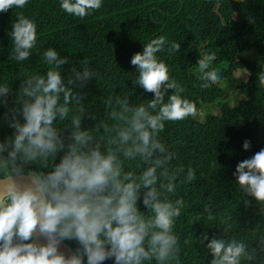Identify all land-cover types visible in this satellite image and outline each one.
Here are the masks:
<instances>
[{
	"label": "clouds",
	"instance_id": "9594fccd",
	"mask_svg": "<svg viewBox=\"0 0 264 264\" xmlns=\"http://www.w3.org/2000/svg\"><path fill=\"white\" fill-rule=\"evenodd\" d=\"M28 3L0 0V13ZM102 6L103 0H60L63 12L80 19ZM249 23L255 20L249 17ZM37 30L34 20L18 14L8 33V59L29 60L37 49ZM166 49L173 55L181 44L159 36L131 58L137 71L133 88L154 93V98L133 104L128 93L109 95L102 101L106 118L98 123L96 114L86 109L82 91L99 76L88 57L65 78L62 66L70 64L69 58L48 48L42 53L46 73L25 74L15 93L9 84H0V105L8 108L3 121L13 129L0 141V264H85V258L87 264L113 258L114 264H182L175 229L186 205L183 198L172 197L178 180L191 184L197 177L191 166L184 175L183 165L172 164L177 154L160 133L166 122L195 118L197 109L158 57ZM215 59L212 53L198 61L202 89L222 81L215 69L208 70ZM258 83L264 86V71ZM170 89L174 94H168ZM86 116L96 121L87 130ZM250 147L246 140L244 150ZM234 176L239 190L257 201L264 216V148L239 162ZM141 197L146 213L138 206ZM243 203L251 206L248 199ZM204 212L208 221L217 219L210 204ZM221 225L222 236L206 245L210 264H264V236L253 247L229 235L232 223L222 219ZM208 240L207 232L198 241L191 232L184 245L203 246ZM64 241L78 245L70 255L60 251Z\"/></svg>",
	"mask_w": 264,
	"mask_h": 264
},
{
	"label": "trees",
	"instance_id": "16d2710c",
	"mask_svg": "<svg viewBox=\"0 0 264 264\" xmlns=\"http://www.w3.org/2000/svg\"><path fill=\"white\" fill-rule=\"evenodd\" d=\"M20 13L36 22L38 45L29 60L18 63L8 59L12 51L8 33ZM249 17L255 20L254 24L249 23ZM159 36L181 44L179 53L169 55L166 49L157 55L168 65L170 75L184 86L183 97L197 109L195 118L166 122L160 133L162 142L177 154L172 164L183 165L184 175L191 166L197 177L191 184H180L178 180L177 192L172 197L183 198L186 205L175 229L180 237L181 261L210 264L212 256L206 245L214 236H222L223 229L218 228L222 219L233 224L230 236L245 239L253 247L264 236L260 206L239 190L234 176L239 162L264 148V86L258 83L264 59L249 61L242 56L247 50L264 56V0H103L101 9L84 19L63 12L60 0H29L23 9L0 13V84H9L15 93L25 74L46 73L48 66L42 53L48 48H55L61 56L69 58L70 64L62 66L65 78L72 66L80 70L79 61L88 57L90 68L99 76L82 91L86 93L85 107L96 114L98 123L106 118L102 101L109 95L128 93L133 104L154 98V93L133 88L137 71L131 58L143 51L144 44ZM212 53L216 59L209 61L208 70L215 69L222 80L230 78L238 67L248 72L247 79L237 84L243 97L234 105L219 100L223 95L221 82L209 89L200 87L198 61ZM168 94H174V90L170 89ZM214 102L219 114L204 108ZM7 111V107L0 105V141L13 132L3 121ZM95 123L86 116L83 128H93ZM246 140L251 142L248 151L243 148ZM56 162L59 163V157ZM29 167L35 170L37 166ZM244 199L251 206H246ZM209 204L217 217L214 221H208L204 212ZM138 206L147 212L142 197ZM191 232L197 241L207 232L209 240L203 246L199 243L185 246L184 239ZM65 242L73 250L78 246L74 241ZM104 264H114V258Z\"/></svg>",
	"mask_w": 264,
	"mask_h": 264
},
{
	"label": "rangeland",
	"instance_id": "374dc122",
	"mask_svg": "<svg viewBox=\"0 0 264 264\" xmlns=\"http://www.w3.org/2000/svg\"><path fill=\"white\" fill-rule=\"evenodd\" d=\"M242 56L243 57L247 56L249 61L256 60L258 62L259 60L264 59V56L260 57L255 50L244 51L242 53ZM247 76H248V72L246 71V69L244 67H238L236 70L233 71V74L231 75L230 78H224L221 81V86L223 87V95L221 98H219V100L225 99L228 100V102L231 103V105H234V103H236L237 100L243 97V94L239 89V87L237 86V84L241 80H246ZM211 105L212 103H210V105L205 106L204 108L208 109L212 114H219L220 111L217 106V103L214 102L213 105L212 106ZM202 114H203L202 109H200L199 115L201 118H202Z\"/></svg>",
	"mask_w": 264,
	"mask_h": 264
},
{
	"label": "water",
	"instance_id": "95a60500",
	"mask_svg": "<svg viewBox=\"0 0 264 264\" xmlns=\"http://www.w3.org/2000/svg\"><path fill=\"white\" fill-rule=\"evenodd\" d=\"M41 243H46V241L41 240ZM71 250H73V248L71 246H69L65 241L62 242L61 247H60V251L70 255L71 254Z\"/></svg>",
	"mask_w": 264,
	"mask_h": 264
}]
</instances>
